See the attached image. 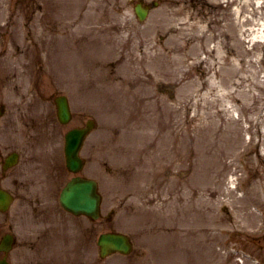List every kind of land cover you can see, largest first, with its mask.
Segmentation results:
<instances>
[{"label":"rangeland","instance_id":"374dc122","mask_svg":"<svg viewBox=\"0 0 264 264\" xmlns=\"http://www.w3.org/2000/svg\"><path fill=\"white\" fill-rule=\"evenodd\" d=\"M41 1L43 0H38L36 4V15L39 16L44 15L41 14L39 7ZM44 1L46 9L47 6L50 9H52V5L54 6L55 9H52L54 18L59 17V13H54V10L60 9L56 4L59 2V4L61 3L60 6H65L67 2V0L65 2L64 0ZM75 1H79L80 7L85 8V10L97 11L105 16H116L115 14H117L119 17L118 19L114 18V20L117 23L125 22V32L114 36L115 41L111 53L115 49L117 52H114L113 55L117 57V53L122 50L123 57H132L131 60L133 61L117 66L115 75L124 77L125 82L129 84H132L130 80H135V78H140L143 81L138 82L141 83L140 91L136 90L137 94L144 96L146 101L140 108V112H142L144 107L143 120L148 116L152 118L150 109L156 108L154 123L151 121L146 128H142L143 123H140L139 128H133L130 120L134 114H137V106L129 104L132 93L125 96L122 104L115 102L114 106L111 107L107 103L109 108H103L101 112L94 114L97 129L89 138L97 137L100 140L101 150H103L99 157L102 168L107 169L109 166H114L120 155L121 158L125 157L122 159L124 163L127 160L126 167L130 174L128 171L126 175L118 176L116 181L109 176L110 174H103L101 175L100 189L107 206L116 205L118 207V201L122 203L125 201V205L122 208L119 207V216H117L121 220V224L125 223V217L130 209L135 211L134 220L138 225L142 227L144 224L146 227L143 228L148 229L149 233L154 234L156 232L155 236L151 234L152 237H140V233L136 234L137 237L133 235L136 252L142 249V245L146 244L152 252L158 253L160 257L163 255L164 258L154 261V263L160 264L166 263L169 259L172 262L168 261V264H173L177 260H179V264H206L210 259L214 264H219V255H221L222 264L231 261L240 264L234 260V257L237 256L234 252L235 249H237L236 253H249L259 259H264V236L251 234L243 237L239 230L242 220L248 213H250L249 216L247 215L249 227L246 229L250 230L259 224L258 208L262 209L264 214V117L257 126L249 127V122L245 119L248 113L244 109L239 110L238 105L234 106V102H230L229 105L232 107H230L229 113L215 117V121L222 124L224 120L228 121V118L240 117L242 118L241 122L235 123L233 126L230 123L227 124L219 134L209 130L208 125L212 119L206 114L212 111L208 105L210 100L206 97L205 106H203L205 101L202 102L199 99L198 101H191V92H188L191 90L190 83L180 85L172 77L161 73L159 66L155 63L159 61L156 54L160 52V46L165 39L160 30L159 21L162 0H143L144 3L158 2V6L151 11L143 24L138 23L133 16V4L136 0ZM186 2L187 6L193 8L200 15L207 11L206 8L208 7L201 0H186ZM234 7L235 5L231 4L229 10L233 11ZM65 11L63 10V12ZM47 16L51 17L49 13ZM47 16L36 17L39 33L45 32L46 28L50 29L51 27L52 22L48 21ZM56 24L53 22V26ZM73 36L74 33L68 32L57 39L49 36L45 41L42 56L47 59L44 62L49 66L50 72L54 74L53 80L58 78L54 82H58L59 85L54 83L53 88L45 79L47 77H42L40 70H43V66L38 54L36 85L39 90H45L47 93L53 89L60 90L62 81L59 71L64 72L69 77L74 75L78 64L85 66L91 63H101L96 54V50L101 46L99 39H75L76 35ZM124 37L127 40L122 45L120 39ZM117 41L119 42L117 43ZM78 48L81 49L79 55H77ZM64 50H67L65 54ZM261 57V53H257L255 56L258 60ZM245 59L248 60L249 57H245ZM10 64L9 58L7 66L10 67ZM20 75L24 77L20 82L21 90L24 92L27 88L26 74L21 72ZM148 76L150 77L147 78ZM256 80L261 82L263 86V64H261V70ZM158 81L175 85V96L172 99H166L155 93L156 90L153 86ZM186 81L189 82V80ZM222 84L219 82V85ZM248 85V82H245L241 88L242 91L243 89L247 90ZM115 89L114 87L112 91ZM225 90L227 93V91H232V88ZM81 92L84 98H88L90 95L89 91H84V89ZM205 92L206 90L201 91V94ZM254 92L257 93L258 91L255 90ZM247 98L249 99L246 102L250 104L252 99ZM126 101L128 102L126 103ZM241 101L244 102L243 95ZM171 104H174V107H178V109L173 112L165 110L158 115L157 110H163ZM101 105L105 106L104 101ZM21 107L20 129L21 137L24 139L28 136V132L34 128L35 119L40 117L38 114V112L40 113V106L33 107L31 104L23 103ZM78 107L79 104L76 105V109ZM186 109H188L187 113ZM9 130L13 132L10 127H7L5 132L8 133ZM56 133L61 134L62 130L58 128ZM39 137L45 138L46 136L40 135ZM107 139L108 141H117L118 145L115 143L112 146H107ZM149 141H153V143H149ZM48 143L49 141L44 139L37 141V144L46 148L37 155L41 159L45 158L50 161L52 154L48 149ZM107 149L109 151H106ZM166 170H170L172 174L177 170H186L189 171V175L178 179L176 178L177 175H175L176 177L167 176ZM121 190L123 191L121 192ZM243 193L246 195L241 196ZM243 198L247 199L248 202ZM115 200L117 202L111 203ZM152 206L155 207V212L159 213V218L148 210ZM182 206L194 207L199 210L204 208L198 212L199 214L195 209L194 214L198 219V224L199 221L203 222L201 226L205 225L210 232L208 234L189 233L187 236L183 229L191 224H181L178 219V210ZM216 217L222 220H218ZM165 219L167 220L166 224H164ZM215 220H217L216 223ZM222 229H224L223 232ZM224 237L232 238V243H229V246L227 243H223ZM207 240L209 245L206 243ZM241 247H244L242 251L238 249ZM231 248L233 250H229ZM62 255L57 254L56 258L59 259ZM129 260L131 259L129 258ZM129 264L141 263L132 259ZM145 264H148V261Z\"/></svg>","mask_w":264,"mask_h":264},{"label":"bare ground","instance_id":"6f19581e","mask_svg":"<svg viewBox=\"0 0 264 264\" xmlns=\"http://www.w3.org/2000/svg\"><path fill=\"white\" fill-rule=\"evenodd\" d=\"M201 1L208 7L202 15L187 6L186 0H162L159 21L165 39L156 54L159 61L155 63L161 73L180 85L190 83L191 101H205V106L206 99L210 100L208 105L212 111L206 116L212 119L208 125L211 132L219 134L227 124L240 123L233 117L222 124L214 119L229 113L230 102L238 105L239 110L244 109L248 113L245 119L249 127H255L264 117V84L262 86L256 80L261 64L264 65V0ZM231 4L235 5L233 11L229 10ZM257 53L262 54L260 60L255 58ZM219 82L223 84L219 85ZM245 82L249 88L242 91ZM229 88L232 91L226 93L225 89ZM204 90L206 92L201 94ZM247 97L252 99L250 104L246 102ZM177 109L171 104L157 112L159 115L165 110L173 112ZM151 112L152 118H147L142 128L155 122L153 108ZM140 125L132 123L134 128ZM247 215L242 220L243 230L249 227ZM262 232L264 235V230Z\"/></svg>","mask_w":264,"mask_h":264},{"label":"flooded vegetation","instance_id":"af4514ba","mask_svg":"<svg viewBox=\"0 0 264 264\" xmlns=\"http://www.w3.org/2000/svg\"><path fill=\"white\" fill-rule=\"evenodd\" d=\"M1 92L2 90H0V100ZM1 102L2 101H0V103ZM5 157L6 155L0 153V187L7 188L10 192H12V205H15L16 208L12 214H9L6 211L0 212V240L2 237H5V235L14 237V246L8 253V256H10L14 264H50L48 258L46 257L48 248L46 247V242L43 240V237H48L45 232L48 231L54 222L47 216V209L40 207V203L37 198L32 199L27 197V195L16 194V192L22 190V187L20 188V186L23 185V183L21 185L20 181L21 173L5 170ZM22 207L28 208L29 213H31L33 218L36 219L34 222L35 226L33 233L28 236L30 237L27 245V249L30 252L29 255L21 252L20 245L17 247L18 241L16 240V237H19L17 233L19 225V208ZM84 232L89 236V239L92 238V235L95 236V228L93 227L84 228ZM3 254L4 253L0 255Z\"/></svg>","mask_w":264,"mask_h":264},{"label":"water","instance_id":"95a60500","mask_svg":"<svg viewBox=\"0 0 264 264\" xmlns=\"http://www.w3.org/2000/svg\"><path fill=\"white\" fill-rule=\"evenodd\" d=\"M136 11L138 12L140 17L144 16V12H141V10L136 9ZM59 108H60L61 114L63 116H65L64 119H67L68 115H67L66 105L65 104H61L59 106ZM82 135H83V130L70 132V134L68 135L69 136L68 137L69 148H70V143H71L70 140H73L74 145L77 148V146L80 143L79 140H81V138H82ZM76 148H75V150H76ZM75 150L73 151V153H71V151L68 153V151H67V155L69 157L74 158L76 160V162H77L78 160L76 158V151ZM80 195H81L80 191L78 189H76V188H73L72 190H70L67 193L66 197H64L62 199V201H63V203L66 206H68L69 208H71L74 211H81V212H87V213L90 212V210H92L93 207H94V203H95L94 200L89 197L87 189L85 190L84 197L80 196ZM116 242H121V240L117 239Z\"/></svg>","mask_w":264,"mask_h":264}]
</instances>
